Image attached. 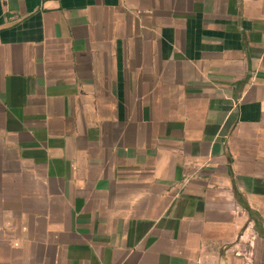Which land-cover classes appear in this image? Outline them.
Instances as JSON below:
<instances>
[{
  "label": "crops",
  "instance_id": "0c3cea01",
  "mask_svg": "<svg viewBox=\"0 0 264 264\" xmlns=\"http://www.w3.org/2000/svg\"><path fill=\"white\" fill-rule=\"evenodd\" d=\"M0 264H264V0H0Z\"/></svg>",
  "mask_w": 264,
  "mask_h": 264
}]
</instances>
